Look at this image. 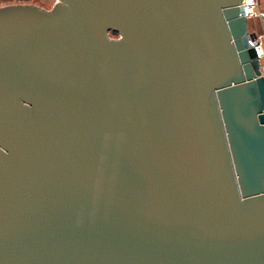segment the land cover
Returning a JSON list of instances; mask_svg holds the SVG:
<instances>
[{
    "label": "water",
    "instance_id": "1",
    "mask_svg": "<svg viewBox=\"0 0 264 264\" xmlns=\"http://www.w3.org/2000/svg\"><path fill=\"white\" fill-rule=\"evenodd\" d=\"M242 4L0 7V264H264Z\"/></svg>",
    "mask_w": 264,
    "mask_h": 264
},
{
    "label": "rangeland",
    "instance_id": "2",
    "mask_svg": "<svg viewBox=\"0 0 264 264\" xmlns=\"http://www.w3.org/2000/svg\"><path fill=\"white\" fill-rule=\"evenodd\" d=\"M57 0H0V7L10 5H32L36 7H45V10L50 11L53 9ZM259 12L264 14V0H259ZM250 31H254L258 35H264V20H251ZM264 51V44H263Z\"/></svg>",
    "mask_w": 264,
    "mask_h": 264
},
{
    "label": "built area",
    "instance_id": "3",
    "mask_svg": "<svg viewBox=\"0 0 264 264\" xmlns=\"http://www.w3.org/2000/svg\"><path fill=\"white\" fill-rule=\"evenodd\" d=\"M242 5L244 7L245 15L249 22L255 19L264 20V14L260 13L258 9L259 0H243ZM251 33L255 34L256 36L253 45L259 54L261 60V73L262 75H264V51H263L264 35H258L254 31H252Z\"/></svg>",
    "mask_w": 264,
    "mask_h": 264
},
{
    "label": "trees",
    "instance_id": "4",
    "mask_svg": "<svg viewBox=\"0 0 264 264\" xmlns=\"http://www.w3.org/2000/svg\"><path fill=\"white\" fill-rule=\"evenodd\" d=\"M249 29H250V22H249Z\"/></svg>",
    "mask_w": 264,
    "mask_h": 264
},
{
    "label": "bare ground",
    "instance_id": "5",
    "mask_svg": "<svg viewBox=\"0 0 264 264\" xmlns=\"http://www.w3.org/2000/svg\"><path fill=\"white\" fill-rule=\"evenodd\" d=\"M261 49V48H260Z\"/></svg>",
    "mask_w": 264,
    "mask_h": 264
}]
</instances>
